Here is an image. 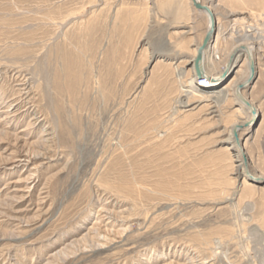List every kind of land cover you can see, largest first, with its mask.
<instances>
[{"label": "rangeland", "instance_id": "374dc122", "mask_svg": "<svg viewBox=\"0 0 264 264\" xmlns=\"http://www.w3.org/2000/svg\"><path fill=\"white\" fill-rule=\"evenodd\" d=\"M214 1L264 34V0ZM206 30L188 0H0V264H264V167L238 174L223 142L233 96L176 108ZM257 62L247 151L264 45Z\"/></svg>", "mask_w": 264, "mask_h": 264}, {"label": "bare ground", "instance_id": "6f19581e", "mask_svg": "<svg viewBox=\"0 0 264 264\" xmlns=\"http://www.w3.org/2000/svg\"><path fill=\"white\" fill-rule=\"evenodd\" d=\"M188 1L192 7H194L196 10L201 12V14L205 15L207 19V30L205 35H207V33L211 30V28H213V32H214L213 36L210 39L208 46L203 51V60H204L203 75L210 76L211 81L210 84L206 86L204 89L196 88L195 86L197 78L203 76V75L199 76L196 69V60L198 57V51L201 45L203 44L202 41V43L196 47V55L191 61V65H192L190 69L191 77L186 79L185 84H183L181 87L180 90L181 93L177 101L176 108L177 110L179 109L190 110V107L196 102L206 103L207 105H209L208 103L210 104L214 103L215 104L214 107H218L226 103L229 100V97L232 95L236 106L235 112L236 114L241 113L242 117L241 115H239V118L237 120L235 119L236 121H234L231 124L227 137L224 139L223 142L228 143L227 145L228 149L232 150L233 155L236 158L235 161L237 163L236 167H238L237 171H239L238 174H243V172L246 170L245 169L246 160L243 157V155L247 157L248 166L251 167L252 169L254 167L252 165V161L247 151L248 144L247 142L242 143L240 138L243 132L252 129L254 122H256V119L258 117V112L260 111V107L254 101V99L251 98V96H249L248 93H246L247 90L246 89L244 90V88L250 87L249 82L252 80L250 79L251 78L250 59L254 61L255 70L257 69L258 66L257 54L262 51V45H264V34L261 31L262 30L260 27L261 25H255L250 22H248L247 25H245L244 24V22L246 23L245 17L232 19L230 27L226 28L223 26V24H221V21L216 11V5L214 0H208L207 3H204L205 0L204 1L196 0L201 5L209 8L210 11L212 12L215 18V24L213 26L210 14L205 10L196 8L192 0H188ZM229 32H231V34L228 37L227 34H229ZM230 38L235 40L234 46L230 50V52H228L227 57L222 58L221 56L223 54L221 53L222 51L220 49L221 42L223 40L226 41L227 39ZM258 44L260 46H258ZM242 56L244 60L237 65L236 69L234 70L235 75L233 76V78L229 81L228 84L219 87L218 80L221 78L219 72L232 59H234V64L238 63V61L242 58ZM176 71L178 72L180 79H182L185 76V72L179 67L178 68L176 67ZM202 83H204V81ZM241 85H244L242 89L239 88V86ZM238 91L241 92V94L247 99L251 107L254 109L255 114L257 115L255 119L251 109L244 102H242L237 96ZM236 128H238L237 136L241 145L238 144L237 138L234 135V129ZM235 148H238L237 152H234ZM258 174L259 175L257 176H251L250 177L251 180L254 182H260L261 177L263 175L261 173ZM246 184L249 185L251 183H249L244 178L242 185L246 186ZM228 199L230 201L235 200L233 197H229Z\"/></svg>", "mask_w": 264, "mask_h": 264}, {"label": "water", "instance_id": "95a60500", "mask_svg": "<svg viewBox=\"0 0 264 264\" xmlns=\"http://www.w3.org/2000/svg\"><path fill=\"white\" fill-rule=\"evenodd\" d=\"M195 7L198 8V9H201V10H205L206 12H208L211 16V20H212V24L214 26L215 24V18L212 14V12L210 11L209 8H207L206 6H203L201 5L199 2H197L196 0H192ZM213 28H211V30L207 33V35L205 36L204 40H203V44L201 45L199 51H198V57H197V60H196V69H197V73L199 76L203 75L204 73V60H203V51L204 49L208 46V43L210 42V39L212 38L213 36ZM250 70H251V78L250 79H253L254 78V75H255V65H254V61L252 59H250ZM244 85H241L239 86V88H243ZM237 96L239 97V99L244 102L252 111V113L254 114V119L256 118V114H255V111L254 109L251 107L250 103L247 101V99L241 94L240 91L237 92ZM237 132H238V128L234 129V135L236 136L237 138V142L239 145H241L239 139H238V136H237Z\"/></svg>", "mask_w": 264, "mask_h": 264}, {"label": "crops", "instance_id": "0c3cea01", "mask_svg": "<svg viewBox=\"0 0 264 264\" xmlns=\"http://www.w3.org/2000/svg\"><path fill=\"white\" fill-rule=\"evenodd\" d=\"M261 116L262 117H260V122H258L260 127H259L257 142L253 144V149L251 151H248L250 159L252 161V165L254 167L253 170L254 169L255 171L257 170L256 171L257 174L260 172L259 168L262 169L264 167V111L262 110H261Z\"/></svg>", "mask_w": 264, "mask_h": 264}, {"label": "built area", "instance_id": "2783aa9c", "mask_svg": "<svg viewBox=\"0 0 264 264\" xmlns=\"http://www.w3.org/2000/svg\"><path fill=\"white\" fill-rule=\"evenodd\" d=\"M205 79H202V82L204 81Z\"/></svg>", "mask_w": 264, "mask_h": 264}]
</instances>
